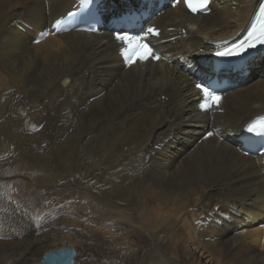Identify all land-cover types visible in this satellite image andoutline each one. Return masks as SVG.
I'll return each mask as SVG.
<instances>
[{"label":"bare ground","instance_id":"obj_1","mask_svg":"<svg viewBox=\"0 0 264 264\" xmlns=\"http://www.w3.org/2000/svg\"><path fill=\"white\" fill-rule=\"evenodd\" d=\"M258 1L213 0L198 14L182 3L168 7L145 27L158 29L149 41L161 59L127 67L111 31L53 32L78 0H0V118L26 106L34 143L7 146L0 137V159L18 156L26 169L18 195L28 207L18 214L40 217L25 222L10 202L7 216L0 214V264H38L61 248L74 249V264H264V154L245 156L238 142L243 126L264 113V51L219 107L201 111L194 86L211 65L218 49L212 45L244 30ZM51 146H108L100 160L108 158L109 172H95L96 155L94 172L80 170V186L134 216L153 255H118L113 247L65 239L45 215L46 194L32 184L50 176ZM68 152L60 154L64 163ZM12 172L0 171V192L13 202L9 181H2Z\"/></svg>","mask_w":264,"mask_h":264},{"label":"rangeland","instance_id":"obj_2","mask_svg":"<svg viewBox=\"0 0 264 264\" xmlns=\"http://www.w3.org/2000/svg\"><path fill=\"white\" fill-rule=\"evenodd\" d=\"M19 106H15L16 108L13 109L14 112L15 110L19 109L17 112H15L16 115L12 111L10 112V114H8V116L5 115V121H3L4 118H0V122H3V124L0 125V130L3 131H1L0 137H4L3 141H6L4 142L6 145L8 143L7 146L11 144V146H34V143L27 133L25 115L26 111L24 108L26 106ZM22 109L24 110V112H22ZM19 111L21 113H19ZM13 114L16 118H18V116L20 118L15 121L14 119L16 118ZM22 116H24L25 118H23ZM7 120H9V123L10 121L13 122V124H8ZM13 126L15 127L11 128ZM3 127L5 129H3ZM13 130H16V134ZM12 136L13 140L15 138L14 141L11 139ZM5 138L9 142L5 140ZM0 140L2 141V138H0ZM2 143H0V146L5 145L4 143ZM40 146H46V144L41 141ZM67 147L68 146L50 147L51 151L49 155V161L52 162V166L50 165L51 170H49V172L53 175L52 179L55 178L56 174L57 180H52L50 177L51 174L48 173L50 174V176H48V179L43 183L39 184L34 181L32 183L35 185L36 189L40 190L39 194H46V199L43 203L45 215H49L50 217L54 218L56 220V223L60 225V229L66 231L64 235V237H66L65 239H67L68 237L70 239V237L76 236L78 240L87 241L89 244L93 243L94 245L100 247H113V250L116 251L118 255L124 254L126 256H138L144 251H148V255L150 253L151 255H153V249L150 246L145 233L140 228L138 221L136 220V218H134V216L130 215L125 210L122 211L112 208L109 202V200H111L110 197L106 195L96 196L94 193H90L87 188L80 186L81 183H86L84 180H82V175H79L80 170L87 167V171H89V173L94 172L93 170L96 169V163L94 162H96L97 159L100 160V155H103V153L106 152L108 146H69L70 148H68L70 150ZM67 152V155L71 156L70 159H68L70 161L68 163L67 160L64 163V157L66 155H63ZM96 155L98 156V158L96 157ZM94 157H96V161ZM102 160H100L101 166L99 165L95 172L99 169L102 172H109L108 168L105 169L106 167H108V158L105 157L102 158ZM62 161L63 163H61ZM58 162H60L61 164H59ZM66 164H68V167H65ZM8 167H13V172L7 176H3L4 180L2 179V181H9V188L12 189L13 194H15V200H13L12 202L6 199L5 195L0 192V214L7 216L6 212L8 211V206L11 202L13 203V206L15 205L14 209H16V214L20 216L23 221L37 223L40 220V217H37V213H34V215L30 219L18 214L22 210L25 212L28 209L27 204L23 203L18 195L23 191L24 187H21V185L16 183L19 181V176H21L23 172H26V169L20 164L18 156H16L15 154H11L8 157L5 156L4 158L0 159V171L7 170ZM59 170L61 171V173L59 172ZM61 175L64 176L62 177ZM61 181L62 183H59ZM69 245L73 246L74 244L68 243L67 246L70 247ZM108 260L109 259L107 257H104V261Z\"/></svg>","mask_w":264,"mask_h":264},{"label":"snow or ice","instance_id":"obj_3","mask_svg":"<svg viewBox=\"0 0 264 264\" xmlns=\"http://www.w3.org/2000/svg\"><path fill=\"white\" fill-rule=\"evenodd\" d=\"M210 2L211 0H175L172 6L176 7L182 3L183 7L193 14L206 13L209 11ZM68 15L71 16L73 13H69ZM80 23L86 26L76 30L91 33L97 31V28L94 26V24L98 23L97 21L90 22L82 17ZM52 28L57 34L62 30H68L66 27H62L61 20H56ZM45 34L47 33H42V35ZM159 34L158 29L152 26L146 29L141 28L138 34H131L128 30L124 29L114 30L113 36L115 41L123 45L119 50L122 65L131 67L137 63L146 64L152 61H159L161 56L151 46L148 39L151 36H159ZM36 42L38 43L39 41ZM258 46H264V4L260 5V14L247 29V35L239 42H233L230 47L225 42L224 50L217 51L215 54L218 57L242 56L247 54L249 49H256ZM194 86L200 96L198 107L201 111L207 112L213 107L220 106L221 96L215 90H210L203 82L196 83ZM242 132L248 134L245 136L247 140H251L254 136L264 137V117L248 124L246 128L242 129ZM213 136V132H208L206 138Z\"/></svg>","mask_w":264,"mask_h":264},{"label":"water","instance_id":"obj_4","mask_svg":"<svg viewBox=\"0 0 264 264\" xmlns=\"http://www.w3.org/2000/svg\"><path fill=\"white\" fill-rule=\"evenodd\" d=\"M76 252L71 248H61L45 253L39 264H74Z\"/></svg>","mask_w":264,"mask_h":264}]
</instances>
